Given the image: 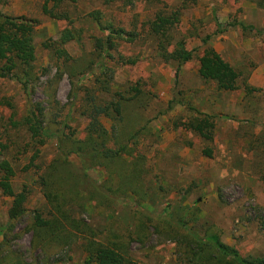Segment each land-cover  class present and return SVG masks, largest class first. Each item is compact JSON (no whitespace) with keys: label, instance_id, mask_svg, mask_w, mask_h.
<instances>
[{"label":"rangeland","instance_id":"374dc122","mask_svg":"<svg viewBox=\"0 0 264 264\" xmlns=\"http://www.w3.org/2000/svg\"><path fill=\"white\" fill-rule=\"evenodd\" d=\"M44 1L0 0V13L37 21L33 42L39 81L25 91L16 81L0 80V100H4L0 106V130L6 129L10 142L5 157L12 162L16 173L12 187L16 193L23 187L29 190L28 213L15 224L9 236V248L14 254V264H84L87 255L82 239L63 256L47 259L39 248L44 234L32 228L29 215L36 211L47 220L55 218L50 215L37 181L58 157L56 141L46 142L33 167L25 171L33 154L32 143L23 129L10 127V119L21 122L26 115L28 100L42 104L48 121L65 120L80 137L87 125L80 113L83 94L80 93L76 100L70 99L69 94L70 81L96 89L90 75L70 78L73 73L65 70L59 83L52 86L56 93L55 110L47 98L46 84L54 81L61 64L42 45L52 43L66 24L42 15ZM124 2L102 6L101 0H76L62 6L61 11L79 20L78 28L83 30L79 41L65 46L73 58V62L68 63V70L83 68L93 50L90 36L99 33L87 15L94 10L101 11L106 20L120 21L125 30L139 35L135 43L122 44L117 50V54L135 60V65L111 63L109 66L115 70L113 91H122L127 83L143 80L156 96L155 111L149 108L144 117L152 120L157 112L161 114L149 121L147 137L142 138L140 145V154L147 159L148 170L154 176V186L162 187L142 204L144 210L154 215L166 212L176 219L180 217L187 229L200 234L214 232L221 242L244 258L264 257V0ZM158 10L180 12V23L173 30L174 38L184 41L188 50H195L194 60L181 68L177 79L176 68L157 59L155 40L145 34L146 23ZM217 25L229 28L222 34L213 35ZM241 25L254 30H243ZM208 36H211L209 46L247 76L251 91L218 92L213 84L202 80L197 59L205 49L202 40ZM96 96L100 103L111 99L110 95L99 91ZM199 114L213 117L211 142L200 139L183 125L189 120L201 119ZM101 122L107 130L111 128L110 120L102 118ZM7 136L4 137L7 139ZM205 150L211 151V158L203 155ZM71 161L78 165L75 158ZM87 173L97 184L106 180L102 168ZM135 199L129 197V201ZM11 202L0 193V228L10 226L7 212ZM132 207V204L115 203L112 208L99 210L92 203L83 202L69 204L65 209L73 219L84 221L93 230L105 232L114 221L126 229H133ZM4 238L5 233H0V243ZM178 249L171 242H160L153 237L145 247L132 244L130 256L138 264H181Z\"/></svg>","mask_w":264,"mask_h":264},{"label":"trees","instance_id":"16d2710c","mask_svg":"<svg viewBox=\"0 0 264 264\" xmlns=\"http://www.w3.org/2000/svg\"><path fill=\"white\" fill-rule=\"evenodd\" d=\"M71 2L76 0L44 1L42 15L50 20L64 21L66 25L52 43H44L42 47L51 52L62 66H58V75L54 81L46 84L47 98L54 110L57 103L55 88L52 86L59 83L65 70L73 73L70 78L88 74L93 80L96 89L70 81L69 98L76 100L80 93L83 94L80 113L87 121L84 135L80 137L65 120L54 118L48 121L46 109L32 100H28L27 113L21 122L10 119V127L23 129L29 143H32L33 154L25 171L33 167L40 148L46 142L54 140L57 143L58 157L48 166L46 173L38 176L37 181L49 205L50 215L55 218L47 220L36 211L29 212L32 228L44 234L40 251L47 259L61 257L77 240L82 239L87 255L84 264H138L130 256L131 245L145 247L155 237L160 242H171L179 247L181 264H264V257H242L237 250L221 242L214 232L200 234L187 229L180 217L176 219L166 212L154 215L144 210L142 204L156 190H162V187L154 186V176L148 170L147 159L140 154V145L142 138L147 137L149 121L161 114L157 112L152 120L144 117L149 108L154 110L156 96L147 89L148 84L143 80L127 83L122 91H113L115 70L109 66L111 63L116 66L135 65V60L117 54V50L122 44L135 43L139 35L125 30L120 21L106 20L101 11L94 10L87 15L99 33L90 36L93 50L88 54L83 68L79 71L75 68L68 70V63L73 62V58L65 46L74 40L79 41L83 33L77 25L79 20L61 11L62 6ZM121 2L125 3L124 0H101L102 6ZM180 16L179 11L168 13L158 10L145 25L146 37L155 40L157 59L176 68V79L181 68L195 58V50H188L184 41H176L174 38L173 30L180 23ZM36 26L35 20L0 13V80L16 81L25 91L32 89L39 81L34 65L36 55L33 37ZM240 27L243 30H254L253 27ZM217 28L213 35L222 34L229 26L217 25ZM210 39L211 36H208L202 40L205 49L197 59L198 73L202 80L213 84L218 92L251 91L247 76L215 52L209 46ZM96 91L110 95L111 99L100 103ZM3 101L0 100V106ZM4 105L12 107L9 103ZM199 115L201 119H192L183 125L200 139L211 142L213 117ZM102 118L110 120L109 130L102 124ZM3 129L2 132L0 130V193L12 202L7 212L10 226L0 228V233H5L0 243V264H14L9 236L15 224L28 213L26 204L29 190L26 187L19 193L13 190L12 180L16 173L12 162L5 157L10 142L6 129ZM203 155L212 157L209 150H205ZM74 158L78 165L71 161ZM95 168L105 171L106 180L102 184H97L87 173ZM130 196L136 199L129 201ZM83 202H90L99 210L112 208L115 203L132 204L133 229H126L114 221L105 232L93 230L84 221L73 219L65 209L69 204Z\"/></svg>","mask_w":264,"mask_h":264}]
</instances>
